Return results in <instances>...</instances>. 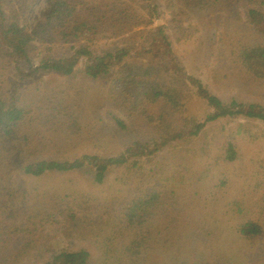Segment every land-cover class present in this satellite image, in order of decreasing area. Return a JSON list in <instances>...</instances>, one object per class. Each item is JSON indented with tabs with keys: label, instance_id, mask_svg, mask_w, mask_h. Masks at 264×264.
<instances>
[{
	"label": "rangeland",
	"instance_id": "rangeland-1",
	"mask_svg": "<svg viewBox=\"0 0 264 264\" xmlns=\"http://www.w3.org/2000/svg\"><path fill=\"white\" fill-rule=\"evenodd\" d=\"M148 1L154 3L153 12L146 8L147 0L126 3L138 15L144 13L150 27L161 24L162 18L183 4V0ZM1 4L5 22L0 27V102L21 109L22 114L11 126L14 142L2 140L16 164L12 168L7 160L0 163L4 166L0 170V264H51L53 255L78 250L89 255L85 264H104L98 258L104 246H113L105 241V229L126 224L127 208L148 189L156 192L152 194L159 201H149L146 207L162 212L150 216L142 226L159 225L157 220L166 217L171 220L159 226L158 231L167 226V232L147 236L155 237L159 264H264V172L258 164H264V125L219 119L149 162L141 155L124 156L135 141L148 144L165 129L168 134L174 129L185 131L209 113L211 106L199 93L202 88L223 103L235 100L264 105V84L255 81L242 59L246 49L264 45V31L257 30L248 16L250 4L223 2L214 12L189 11L185 17L171 18L165 23L171 45L164 60L152 57L150 51L138 57L133 52L99 78L85 75L84 62L79 61L73 74L39 70L23 79L17 74L13 53L4 55L3 32L9 20L16 23L22 16L26 24L22 26L29 33L43 21L48 4L46 0H1ZM141 29L134 27L133 41L140 38ZM52 35L41 42L44 36L28 42L23 52L31 68L44 56L71 54L76 41ZM124 35L108 33L98 36L96 43V37L89 41L84 29L79 43L99 54L124 47ZM12 36L7 31L6 37ZM138 42L147 45L143 38ZM28 61L22 59L20 64L25 66ZM174 66L192 80L184 79ZM154 86L168 90L166 98L157 96ZM145 91L152 94L150 100L143 99ZM224 141H230L241 157L235 165L214 158L219 157L215 153L221 151L219 142ZM203 146L207 154H202ZM85 155H98L106 161L118 156L124 161L108 166L101 182L94 179L95 170L92 178L93 172L85 173L83 168L39 176L22 170L32 162H72ZM234 168L240 176L231 173ZM17 217L23 223L21 229L15 226ZM136 218H140L139 210ZM246 221L262 226L263 237H255L252 244L237 235ZM82 223L89 228L78 229ZM78 234L86 240L80 242ZM165 237L174 242H163ZM243 245L251 253L240 255L238 248Z\"/></svg>",
	"mask_w": 264,
	"mask_h": 264
},
{
	"label": "trees",
	"instance_id": "trees-1",
	"mask_svg": "<svg viewBox=\"0 0 264 264\" xmlns=\"http://www.w3.org/2000/svg\"><path fill=\"white\" fill-rule=\"evenodd\" d=\"M46 2L48 7L43 15V21L36 24L29 33L25 31L24 26H26V24L22 16H20L21 21L16 23H10L11 20H9L6 25L7 30L3 32L4 44L2 48L5 49L4 55L7 56L13 53L12 61H14L15 67L18 68L17 74L21 79L27 78L39 70L53 71L63 75L73 74L75 68L79 65V61L84 62L82 72L85 75L92 78H99L108 75L112 67L118 65L133 52L134 55L138 57L140 55L147 56L150 51L152 57L164 60L165 57L168 58V50L171 45V35H166L165 23L168 20V23H170L172 21H170L171 18L176 19V16L185 17L188 15L189 11L202 14H204V12H214L215 6L223 4V2L237 3L240 5L242 3L250 4L248 7V16L251 22L255 23L257 30L264 31V0H183V4L177 9H174L169 17L165 16L162 18L160 21L161 24H152L151 27L148 17L144 13L138 15V10L128 5L126 0H46ZM153 4L154 3L147 0L146 8H150V12L154 11ZM1 8L2 4L0 0V27H2L5 22L1 13ZM88 11H90L91 14H89ZM22 23L24 26H22ZM135 26H142L140 38H143L147 42V45H141L140 42H138L140 38L135 41L132 40L131 35L135 32L133 30ZM186 26L188 27V25ZM84 29H86L90 37L89 41L96 37V43L99 41L98 36H103L108 33L115 36L124 33L126 40L125 46L116 47L114 50L99 54L96 52L95 54L89 51V47L85 43H79L81 32ZM7 31L11 32L13 35L11 38L6 37ZM58 34H62L63 40L65 41L68 39L76 41L71 54L65 57L44 56L39 61L37 67L31 68V63L28 61L26 53L23 52L28 42L32 38L35 39L34 37L36 36H44L38 41L41 42L45 40L47 36H55ZM15 41L18 42L15 44ZM246 50V52H243L242 59L244 64H246L247 70L254 74L255 81L260 80L264 84V45L259 44ZM14 54L20 59H16ZM22 54L23 56H21ZM22 59L25 61L27 60L29 63L27 64L26 62L25 66H22L20 64ZM26 67H29L27 72L24 71ZM173 68L176 69L179 74H183L182 76L184 79L192 80V78L188 77L186 73H183L178 66H174ZM240 72L243 73L242 70H240ZM153 91L157 96L163 98H166L168 93V90L162 86H154ZM199 93L204 96L205 99L203 101L211 106L210 112L198 120L199 122L196 120V124L185 131L174 129L172 134H168L169 132L165 129L162 134L159 135L160 138H150V143H152V145H150V143L146 144L135 141L125 150L124 156H145L149 162L151 159L154 160V157L160 154L162 150L169 149L170 145L174 146L177 143L185 142L187 137L194 136L198 134L201 129H204L208 122L219 119H245L247 121H257L258 124L264 125V105L259 103H242L235 100L223 103L214 97L206 88H202ZM151 96L152 94L149 91H145L143 99L147 100ZM173 102L179 105L177 99H174ZM21 114V109H17L10 105L5 106L3 101L0 102V156L4 153L2 156L3 158L0 157V163L2 160H7L6 165L12 168L16 163L12 159H9V150L7 152L5 151L2 140L8 139L14 142V133L11 131V126L16 124ZM147 119L151 124H156L155 119L152 120L150 115H147ZM120 125L122 124L120 123ZM171 125L172 122H169L168 126ZM150 127L152 128V125ZM224 142L225 143L219 142L221 151L215 153V156L219 157L214 158L216 160L222 159L235 165L241 157L230 141ZM205 153H208L207 147L204 148L203 146L202 154ZM123 161V157L118 156L106 161L105 158L101 159L98 155H85L72 162L64 161L59 163L52 160L32 162L30 165L23 167L22 170L29 176H39L49 171L71 172L83 168L85 173L93 172L92 178L95 170L96 174L94 179L96 182H101L105 172L108 170V166L121 164ZM262 163L263 162H259L258 164L263 167L262 170L264 172V164ZM3 167V165H0V170ZM235 168L232 169L231 173L240 176ZM152 193L156 192L148 189L141 198L129 205L126 212V224H116L105 229V241L106 243H113V246H104V252L99 256L98 259L103 258L104 264H135L138 259H144L141 261V264H147L149 257H153L150 260V264H159L156 258L158 255L155 256L154 253V248L158 244L154 242L155 237L147 236L156 234L157 232H167V226H164V228L159 231L158 229L160 224H167L171 220L166 217L157 220L159 225L155 226L150 224L147 227L142 226L150 216L159 215L162 212L161 209L152 210L146 207L149 201H159V197ZM137 210L140 212V218H136ZM11 220H14L13 216ZM15 222V226L21 229L23 223L18 221V217ZM220 224L223 225V221ZM138 225H140V228L136 229ZM216 225L217 223L215 226ZM36 228L37 227L29 230V232L36 230ZM79 228L85 231L89 226L82 223V227H78V229ZM237 230H239L238 232L240 233H237V235L248 240L249 244L254 242L255 237H263L262 226L257 223L246 221L242 223ZM228 232L229 231L225 233ZM78 236L80 242L86 240L82 235L78 234ZM124 236H126L125 240L118 241ZM234 237L235 239H239L236 236ZM257 240L261 239L259 238ZM164 241H167L166 237L163 238V242ZM170 242L174 241L168 240L165 243ZM238 249L240 255L251 253L247 245H243ZM88 256V254L80 250L76 253L67 255H65V252H62L61 254H55L51 257V264H85L88 260ZM101 264L103 263L101 262Z\"/></svg>",
	"mask_w": 264,
	"mask_h": 264
}]
</instances>
